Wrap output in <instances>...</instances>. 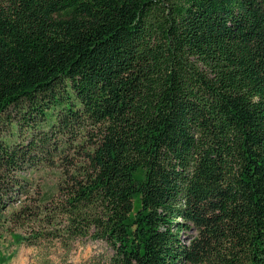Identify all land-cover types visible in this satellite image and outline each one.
<instances>
[{
  "label": "trees",
  "instance_id": "obj_1",
  "mask_svg": "<svg viewBox=\"0 0 264 264\" xmlns=\"http://www.w3.org/2000/svg\"><path fill=\"white\" fill-rule=\"evenodd\" d=\"M0 223L264 264V0H0Z\"/></svg>",
  "mask_w": 264,
  "mask_h": 264
},
{
  "label": "rangeland",
  "instance_id": "obj_2",
  "mask_svg": "<svg viewBox=\"0 0 264 264\" xmlns=\"http://www.w3.org/2000/svg\"><path fill=\"white\" fill-rule=\"evenodd\" d=\"M33 189L29 196L35 198V204L42 201V195L55 190L58 181L57 172L52 169H39L29 176ZM40 204V203H39ZM135 209L140 200L135 201ZM37 235L32 228L0 223V264H106L113 251L104 241L79 239L71 243L69 249L56 242H43L37 246H28L24 236ZM193 235L192 233L190 236Z\"/></svg>",
  "mask_w": 264,
  "mask_h": 264
}]
</instances>
